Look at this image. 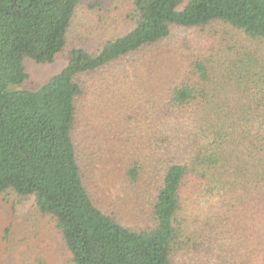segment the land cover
<instances>
[{
  "label": "trees",
  "instance_id": "trees-1",
  "mask_svg": "<svg viewBox=\"0 0 264 264\" xmlns=\"http://www.w3.org/2000/svg\"><path fill=\"white\" fill-rule=\"evenodd\" d=\"M80 1L0 0V197L32 200L74 264H264V0H131L129 30L21 89ZM177 29L213 50L174 63Z\"/></svg>",
  "mask_w": 264,
  "mask_h": 264
},
{
  "label": "rangeland",
  "instance_id": "rangeland-1",
  "mask_svg": "<svg viewBox=\"0 0 264 264\" xmlns=\"http://www.w3.org/2000/svg\"><path fill=\"white\" fill-rule=\"evenodd\" d=\"M131 0H81L78 4L68 34L67 49L51 65H38L26 61L28 80L21 89L36 91L67 65V55L72 47L85 46L97 49L104 42L124 34L131 23L128 15ZM209 38L195 30L173 31L166 49L171 50L174 63H187V56L194 53L211 52ZM264 52V45L261 46ZM81 149L85 152L86 149ZM88 184L100 196L114 191L91 172ZM115 197V196H112ZM113 200V199H112ZM116 197L114 198V202ZM102 203V202H101ZM108 208L107 210H113ZM120 208L121 219L135 225L130 206ZM0 264H74L66 251L62 238L49 217L39 214L33 201H22L13 197H0Z\"/></svg>",
  "mask_w": 264,
  "mask_h": 264
}]
</instances>
